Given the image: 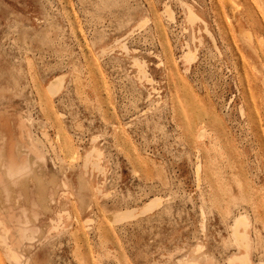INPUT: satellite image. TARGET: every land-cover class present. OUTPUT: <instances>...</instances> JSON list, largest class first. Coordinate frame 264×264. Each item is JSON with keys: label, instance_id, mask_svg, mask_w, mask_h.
<instances>
[{"label": "rangeland", "instance_id": "obj_1", "mask_svg": "<svg viewBox=\"0 0 264 264\" xmlns=\"http://www.w3.org/2000/svg\"><path fill=\"white\" fill-rule=\"evenodd\" d=\"M0 195L22 264H264V8L0 0Z\"/></svg>", "mask_w": 264, "mask_h": 264}, {"label": "bare ground", "instance_id": "obj_2", "mask_svg": "<svg viewBox=\"0 0 264 264\" xmlns=\"http://www.w3.org/2000/svg\"><path fill=\"white\" fill-rule=\"evenodd\" d=\"M257 1L264 8V0H257ZM230 2H232V1H230ZM187 19L189 21L193 22V20H195V19L197 20L198 17L193 13V11H189V15H188ZM187 52L188 53H186L184 56H185L186 60H189L193 54L191 55V53H189V50ZM54 83H56V82H54ZM58 87H59V84H58ZM53 88H55V87H53ZM10 164L12 165V168L15 165L12 158H11ZM17 199H18V196H17ZM6 201H7V203H6L7 206L5 207L6 211H3V208L0 207V240L5 247L4 252H5L7 259L10 262H13L15 264H22V262H21L22 261L21 260L22 254L19 252V250H22V246H23L22 243L24 240H26V241L31 240L33 238V236L28 235V232L30 231L31 233L36 234L38 231V227L35 225L34 222H29L28 220H24L22 218V216L26 215V210L23 209V207H21L22 210H20V208H19V210H20V212H19L18 208L16 206V203H14L16 201H12V196L9 200H6ZM147 206L148 205H146V207ZM45 208H47V207H45ZM125 214H127V213H125ZM130 215H132V214H130ZM240 240H242V237L240 238ZM242 242L243 241H241V243ZM22 253H24V252L22 251ZM26 260H27V258H26ZM189 264H199V263L195 262V263H189Z\"/></svg>", "mask_w": 264, "mask_h": 264}]
</instances>
